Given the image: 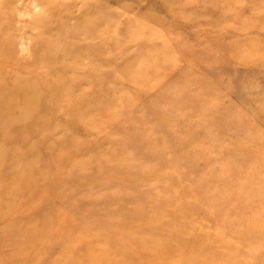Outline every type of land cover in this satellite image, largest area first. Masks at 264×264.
I'll use <instances>...</instances> for the list:
<instances>
[{
  "label": "bare ground",
  "instance_id": "1",
  "mask_svg": "<svg viewBox=\"0 0 264 264\" xmlns=\"http://www.w3.org/2000/svg\"><path fill=\"white\" fill-rule=\"evenodd\" d=\"M150 2L152 8L161 4V0H150ZM176 2L177 0L167 1L171 8L176 5ZM207 2L209 5H214L216 0H207ZM223 2L227 6H229L228 4L239 5V9L237 7L236 12L228 14L232 23L225 21L227 25L224 24L225 27H221L220 31L224 34L223 40L216 44L212 42L213 40L208 42L207 46L212 47L214 44L218 53L215 54L212 61L209 59L210 62H206V69H198L195 65L197 70L176 69L181 60H185L187 57L194 59V56L199 58L200 55H205L208 58V53L187 49L175 41L181 48L177 58L169 59L166 57V53L170 50L171 43L166 41L163 30L153 28L147 22L137 18L128 20V25H135L130 28L126 23L124 26L121 23L116 24L112 20L104 19L100 14L95 16L92 11L96 9V4L88 5L84 13L77 14L79 17L75 22L84 20V23L79 25V29L77 27H62L64 22L68 23V12L61 13L60 8L52 4L51 1L52 9L57 11L59 18L62 17L60 23L57 22V24L59 23L58 27L64 28L62 31L64 36L59 34L51 38L37 37L38 48L31 59L25 60L24 63L18 62L23 69L18 72L19 75L24 74L23 77L42 79L43 82L30 79L10 81V78L3 77L10 75L7 74L8 69H3L4 74L0 76V79L4 80L3 83H0V129L2 127L5 129L0 130V159L5 156L11 158L10 167L19 171L21 179L27 175L35 176L40 183L44 184L43 180H46L53 172L60 171L64 162L83 154L87 156V162H80L71 169H81L86 163H90L93 167L96 163L100 165V167L95 165L98 172L105 177L111 174V177L121 175L120 171L149 174L151 170V174L158 173L157 167L163 166V162L154 163L150 168H143V164L156 162L157 157H152V154H156V146H159L156 143L170 142L171 144L164 148L165 150L175 148V154H172L171 159L172 162L178 163L174 166L177 171L167 179L161 189L159 186H157L159 189L150 186L152 192L150 191L149 196L153 195L158 198L154 201L165 200V203L168 202L170 206L172 203L173 211L181 209L182 216L185 219H191L192 231H198L200 223L220 220L210 218L207 215V209L215 212V208L224 209L225 205L232 207L229 208L232 209L234 215L232 230L236 228L233 236L238 235V238L233 237L234 242L224 241L226 239L223 236L225 235L224 231L220 235L212 232L207 235L200 233L204 235V239L200 238L205 241L194 247L195 249L189 253H185L183 247L192 238L190 231L183 226L179 230L170 228L175 224L169 218L176 219V215L167 217L168 214H171L168 210L157 216L145 211L140 216L143 224L154 229L155 233L164 229L163 222L167 225V229L165 233L159 231L160 243L148 240L145 246L140 247V252L135 247L136 242L133 239L126 242L128 244L127 254L130 257L136 254L138 256L137 264H144L139 254L152 262L156 261V264H260L264 255V192L260 191V189H264V158L263 162L253 161L257 151L262 152L260 155H264V138L253 136L251 132L246 131L244 124L236 123L233 128L229 127L230 124L221 119L222 113L217 119L212 118L215 120L213 122L215 128L222 132L225 131L224 129H228L227 133L233 139L226 141L225 150L222 153L210 149L208 152H216L210 156L202 148L207 143L212 145L216 142V140H208L211 132L204 129L208 128L211 123L202 121L199 122L201 124L192 127L189 126L191 122L182 121L186 115L201 114L207 109L204 99L213 89H216L213 94L214 99L211 98V95L209 97L213 105L206 110L207 112L217 109L221 105L217 99L222 96L223 90L234 92L235 89L243 86L246 79L244 76L254 73L252 70L244 69V76L241 77L242 74L228 73L220 69L222 65L227 64L226 56L238 57L241 49L245 48L252 52L251 60L257 57V61L259 59L264 61V44L254 43L253 39L249 37L245 41L247 44L243 45L237 37L234 38V31L243 29L240 26H247L245 28L249 27L250 31L260 29L264 24V6L251 0H242V3L239 0H224ZM224 4L220 3V8L226 13L228 9ZM187 6H190V2L183 0L179 8L184 9ZM241 11L245 12L241 13ZM52 13L53 16L56 15L55 11ZM106 16L109 18L107 14ZM248 19L251 28L247 22ZM40 24L42 27H52L50 21L43 20ZM99 27H103L102 30H99ZM113 27L117 28L112 30ZM146 29H149L148 35ZM80 31H84L85 35L90 36L89 43H84V38L78 36ZM260 31L264 35V30L260 29ZM4 33L6 32L3 31L0 37V50H5L6 46L5 38L7 37L2 39L6 35ZM155 33L161 34L162 46L161 48L155 46V50L147 54L148 58H146L143 55L144 50L140 52L145 47L142 43L149 42L154 46L155 41L151 38L149 41H142V39ZM132 39L137 41L139 51L127 54L124 50V41ZM72 40L78 44L82 42L88 47H94L84 52L77 44L71 42ZM109 48L114 49L113 54ZM142 55L143 57H141ZM219 55L220 57H218ZM135 56L137 63L143 59L139 62L138 69L135 67L131 70L128 65ZM218 58L219 60H217ZM115 59H120L121 64H116ZM25 72L28 75H25ZM117 74H120L121 78H116ZM209 74H213L215 79L206 80ZM82 79L91 81V86L95 90L75 96L76 85ZM205 89H208L206 93ZM29 95L33 96L29 97ZM148 95L149 97H146ZM40 96L44 97L41 111L34 112L36 108H40L39 105H36ZM142 102L145 103L143 109L138 107ZM173 108L177 109L176 118L167 114ZM254 111L264 112V106L255 108ZM33 112L36 114L32 115ZM23 113L26 117L22 115ZM38 113L43 114L38 117ZM212 113L211 111L206 114L211 115ZM58 116L62 117L58 124L64 128L59 139H54L52 138L53 134L60 131L54 123H57ZM26 124L28 128L25 127ZM106 124L113 133L118 134L122 143L111 146L114 148L103 147L96 153L102 140L93 142L90 139L85 140L79 135L98 133ZM163 126L169 131L162 134L160 129ZM192 129L194 130L192 131ZM31 136L37 140L32 142ZM79 137L83 139L80 140ZM193 139L200 144H197L198 146L193 150L187 151L186 144ZM149 140L150 144L147 143ZM70 142L72 143L70 144ZM16 144L19 146L15 147ZM84 145L86 146L84 147ZM226 152L232 153L233 156L230 159L236 161L240 167L236 164L235 170H232L227 162L220 163ZM132 154L142 155L146 160L143 159V162L139 163L133 159ZM43 157H46L47 162ZM183 157H186V160L179 163L178 161ZM207 157L209 162L203 163V159ZM167 158L170 157L165 159L171 160ZM259 168H262L263 172ZM184 180H188L189 183L184 184ZM110 189L120 190L114 188L113 185H110ZM173 200L175 201L173 202ZM218 201H220L219 206H212L219 203ZM194 207L198 212L205 208L202 213L203 218L198 221L193 220L190 215L191 209ZM155 209L156 207L151 209V212L153 213ZM154 217H159V220L153 222ZM132 218L133 216L127 215L124 224H128L130 220H133ZM57 223L61 224V220L57 219ZM182 223L184 224V222ZM178 224L181 225L180 221ZM117 225L118 228L123 227L122 223ZM183 230L186 235L182 236ZM101 235L104 237L103 233ZM128 235L133 236L132 233ZM151 235L158 238L156 234ZM184 238L189 240L184 241ZM216 241L222 242L218 244ZM249 244L260 245L262 250L251 251L242 257V247ZM236 253L240 255H234ZM210 257L212 260L208 259Z\"/></svg>",
  "mask_w": 264,
  "mask_h": 264
},
{
  "label": "rangeland",
  "instance_id": "2",
  "mask_svg": "<svg viewBox=\"0 0 264 264\" xmlns=\"http://www.w3.org/2000/svg\"><path fill=\"white\" fill-rule=\"evenodd\" d=\"M51 1L53 2L52 4L60 8L61 13L64 14L68 12V23L64 22L62 27L78 28L79 25L84 23V20H77L75 22L79 17L77 14L80 12L84 13L88 5L96 4V9L92 11L95 16L100 14L104 19L112 20L116 24L121 23L123 26L126 23L127 27L130 28L135 27V25H128V20L130 21L133 18H137L140 21L147 22L153 28L163 30L166 41L171 43V48L168 53H166V57L169 59L178 57V52L181 48L180 45L193 51L208 53V58H206L205 55H200L201 57L199 58L194 56V59L187 57L185 60H181L176 69L182 68L183 71L185 69L189 71V69L197 70V68H207L206 62H208L209 59L212 61L215 54L218 53L214 44H216V42H221L220 40L224 38V34L220 31L221 27H225L227 22L232 23L228 14L236 12L239 6L232 4H228L229 6H227L223 2L224 0H216L214 5H209L207 0H188L190 6L184 9L179 8L183 0H177L176 5L172 8L169 7L170 4L167 3L168 0H161V4L156 5L155 8H152L150 0H0V37L3 31L6 32L4 33V35H6L2 37V39L4 40V38L7 37L5 38V50H0V76L4 74L3 69H8L9 72L7 74L10 75H5L3 77L10 78V81L30 79L40 83L43 82L42 79L37 80L34 79L35 77L32 78L28 76L23 77L24 74L19 75L18 72L23 69L21 67L22 65L18 62L24 63L25 60L31 59L38 48L37 37L42 36L41 38H51L59 34L64 36L62 33L64 28L58 27L62 17L59 18L57 11L52 9V6H50ZM239 1L242 3V0ZM251 1L264 6V0ZM220 3H223L225 8L228 9L226 13L221 11ZM154 10L156 11L152 13L151 11ZM53 11H55V16H53ZM243 12L245 11H241V13ZM106 14L109 18H107ZM43 20L50 21L52 27H42L40 22ZM170 21L172 22L169 23ZM57 22L59 23L57 24ZM247 22L251 28L250 20L248 19ZM240 27H243L245 30L240 29L234 31V38L237 37L242 41L243 45L247 44L245 41L249 39V37L253 39L252 42L254 43L264 44V35L260 31V29L264 30V24L259 30L255 31H250L249 27L245 28L247 26ZM102 28L103 27H99V30H102ZM115 28L117 27H113L112 30H115ZM146 30L148 35L149 29ZM83 32L80 31L78 36L84 38V43H89L90 36L85 35ZM149 38L155 41V45H150L149 42L142 43L145 47L141 49L140 52L144 50L143 55H145L146 58H148L147 54L155 50V46L159 48L162 46L161 34L155 33L142 39V41H149ZM210 40L215 42L212 44V47L207 46ZM71 42L77 44L84 52L94 47H88L82 44V42L78 44L73 40ZM124 44V50L127 54H133L139 51V45L134 39L130 41L125 40ZM109 49H111V53L113 54L114 49ZM221 53L223 54L224 52L222 51ZM251 53L250 50L242 48L238 57L233 58L226 56L225 59L227 64L220 67V69L228 73L235 72L237 75L242 74L241 77L244 76V69L254 71V73L244 76L246 79L242 87L235 89L234 92L223 90V93H221L222 96L217 99V102L221 105L217 109L211 110L213 112L211 115H207L206 113H211V111L207 112L206 110L213 105L212 100L209 99L210 95L211 98L214 99L213 94L216 89H213L204 99V104L207 105V109L203 113H194L182 118V121L191 122L189 126L192 127L196 124H201L199 122L202 121L211 123L208 125V128L205 127L204 129L211 132L209 134L210 139L208 140H216V142L212 145H208L207 143V145L202 148L203 151L208 152L210 149H213V151L217 153L219 151L222 153L225 150L224 145L226 141H232L233 138L229 137L227 133L229 132L228 129H224L225 131L223 132L218 131L215 128V123H213L215 120L212 118L217 119L222 113L221 119H223L225 123L230 124L229 127L233 128L236 123L244 124L246 131L251 132L253 136L264 138V135L261 136V134H264V112L257 113L254 111L255 108L264 106V61H260L261 59L257 61V57L251 60ZM143 55L141 57H143ZM218 57H220V55ZM142 59H140L139 62ZM217 60H219V58ZM69 62H71L70 59ZM115 62L116 64H121L120 59H115ZM139 62L137 63L135 56L130 60L128 66L131 70L135 69V67L138 69ZM111 74L114 76L113 73ZM25 75H28V73L25 72ZM119 77L121 78V75L117 74L116 78ZM212 79H215L213 74L207 75L206 80ZM84 80L85 79H82L79 81L78 85H76L77 89L74 90L75 96L95 90V88L91 86V81L88 82ZM3 82L4 80L0 79V83ZM207 91L208 89L204 90L205 93ZM30 96L33 95H29V97ZM146 97H149V95ZM43 99V96L38 97L36 105H39L40 108H36L34 112L41 111ZM144 105L145 103L142 102L138 107L143 109ZM34 112L32 115L36 114ZM181 112L182 110L180 113ZM46 113L47 111L45 115ZM42 114L43 113H38V117ZM167 114H171L176 118L178 115L177 109H170ZM22 115L26 117L24 113ZM50 115L52 114L50 113ZM78 117L81 118L80 115H78ZM60 118L62 119L61 116H58L57 123L54 122L56 128L60 130L53 134L52 138L54 139H59L60 133L64 128L62 125L59 126L58 124L61 121ZM232 122L235 123L232 125ZM25 127L28 128V125L26 124ZM0 130L5 129L2 127ZM160 130L162 134L165 133V131H169L164 128V126ZM193 130L194 129H192V131ZM79 136L84 137L85 140L90 139L93 142H98L97 140L99 139L102 140V143H100V146L96 149V153L102 150L103 147L114 148L111 146L122 143L118 134L113 133L107 124L103 126L98 133L88 135L80 134ZM31 138L33 139L32 142L37 140L32 136ZM149 138L151 137H147L146 139ZM68 139L71 140V138ZM79 139L81 140L83 138L79 137ZM71 143L72 142H70V144ZM147 143L150 144L151 141L149 140ZM156 144H159V146H156V154H152V157H157L156 162H152V164H143V168H150L154 163L163 162V166L157 167L158 173L154 172L151 174V170L149 174L142 172L126 173L120 171L121 175H114L111 177V174L105 177L98 172V168L95 166L98 164L96 163H94L95 165H93V167L90 163H86L81 169H71V167H76L80 162H87V156L83 154L77 155L74 159L64 162V165H61L62 169L60 171L53 172L46 180H43L45 181L44 184L40 183L35 176L27 175V177L21 179L19 171H15L14 168L11 169L10 167L11 158L8 156L1 158L0 264H137L138 256L136 254L131 257L128 256V244L126 242L133 239L136 242L135 247H137L140 252V247L145 246L148 240H155L156 242L158 241L157 243H160L159 240L161 236L158 235V233L159 231L165 233L167 229V225L163 222L162 225L164 229L158 230V232L155 233L154 229L143 224L140 216L143 215L145 211L157 216L160 213H166L168 210L171 214H168L167 217H169V215L177 216L176 219L169 218L171 222L175 224L174 227L170 226V228L179 230L183 226L190 231L192 235L190 240L187 238L183 239L184 241H190L183 247L185 248V253H189L191 250L195 249L194 247L204 242L205 240H202L200 237L204 239V235L202 234L207 235L209 232L220 235V233L224 231L225 235L223 236L226 238L224 241L234 242V240H232L233 237L238 238V235L233 236L236 228L232 230L234 215L232 214V209H229L232 208L231 206L225 205V208L220 210L215 208V212L207 209V215L210 216V218L220 220L216 222L200 223L198 225L199 230L192 231L191 219H185L180 213L182 212L181 209H175V211H173L171 207L172 203L170 206L168 202L165 203V200L154 201L158 198L153 195L149 196L151 191L150 186H154L155 189H161V186L166 183L167 179L173 176L177 171L174 166L178 164L172 162L171 159L175 148H171L170 150H165L164 148V146L170 145V142H160ZM197 144L200 143L196 142L194 139L188 142L186 144L187 151L196 148L198 146ZM18 146L19 145L15 147ZM85 146L86 145H84V147ZM60 148L63 149L62 146H60ZM216 152L210 151L208 153L211 156L216 154ZM260 154H262V152L257 151L253 161L263 162L264 155ZM232 156V153L228 154L226 152L221 158L220 163L225 161L231 166L230 169L235 170V165L237 164L239 167L240 165L236 161L230 159ZM132 157L139 163H142L143 159L144 161L146 160L142 155L138 154H132ZM166 157H170L167 159L171 160H166ZM43 159L47 162L46 157H43ZM184 160H186V157H183L178 162L180 163ZM202 162L208 163L209 158L203 159ZM98 166L100 167V165ZM259 169L262 171V168ZM183 183L188 184L189 181L184 180ZM110 185L120 190L115 191V189H110ZM254 185L259 186L258 184ZM157 186H159V188ZM260 191L264 192V189H260ZM174 201L175 200H173V202ZM195 201L197 204L196 199ZM218 202L219 203L212 206H219L220 201ZM232 204L234 205L233 201ZM154 207H156V209L152 213L151 209L153 210ZM204 209L205 208H202L201 211L198 212L197 208H192L190 215L193 220L198 221L200 218L202 219ZM213 213H215V215H213ZM127 215L133 216V220H130L128 224H124L127 220ZM57 219L61 220V224L57 223ZM154 219L153 222H156L159 220V217H154ZM179 221L181 225L178 224ZM182 222H184V224ZM118 223H122L123 227L118 228ZM101 233L104 234V237ZM131 233L133 236L128 235ZM182 233L180 234L183 236L185 230H183ZM151 234H156L158 238ZM195 237H197L196 240H193ZM216 242L219 244V242L222 241ZM239 245H241V243H239ZM261 250L262 248L260 245L249 244L242 247V257L251 251ZM139 255L143 259L144 264L152 262L141 254ZM234 255L240 254L236 253ZM208 259L212 260L211 257ZM212 262L214 263V261ZM156 263L155 261L151 264ZM260 264H264V255Z\"/></svg>",
  "mask_w": 264,
  "mask_h": 264
}]
</instances>
